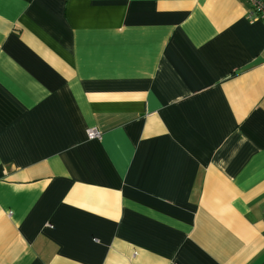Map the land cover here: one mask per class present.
Segmentation results:
<instances>
[{
	"label": "crops",
	"instance_id": "0c3cea01",
	"mask_svg": "<svg viewBox=\"0 0 264 264\" xmlns=\"http://www.w3.org/2000/svg\"><path fill=\"white\" fill-rule=\"evenodd\" d=\"M250 13L0 0V264H264Z\"/></svg>",
	"mask_w": 264,
	"mask_h": 264
},
{
	"label": "built area",
	"instance_id": "2783aa9c",
	"mask_svg": "<svg viewBox=\"0 0 264 264\" xmlns=\"http://www.w3.org/2000/svg\"><path fill=\"white\" fill-rule=\"evenodd\" d=\"M251 6V13L249 17L254 20H259L264 23V0H246ZM87 137L89 139H98L102 138V132L95 128L90 127L87 129Z\"/></svg>",
	"mask_w": 264,
	"mask_h": 264
},
{
	"label": "trees",
	"instance_id": "16d2710c",
	"mask_svg": "<svg viewBox=\"0 0 264 264\" xmlns=\"http://www.w3.org/2000/svg\"><path fill=\"white\" fill-rule=\"evenodd\" d=\"M249 3V2H248ZM250 5V4H249Z\"/></svg>",
	"mask_w": 264,
	"mask_h": 264
}]
</instances>
